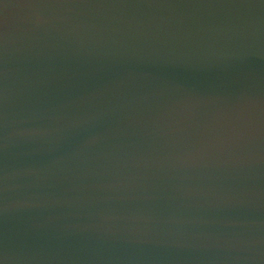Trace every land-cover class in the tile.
I'll return each mask as SVG.
<instances>
[{
    "label": "water",
    "instance_id": "1",
    "mask_svg": "<svg viewBox=\"0 0 264 264\" xmlns=\"http://www.w3.org/2000/svg\"><path fill=\"white\" fill-rule=\"evenodd\" d=\"M3 264H264V0H0Z\"/></svg>",
    "mask_w": 264,
    "mask_h": 264
},
{
    "label": "snow or ice",
    "instance_id": "2",
    "mask_svg": "<svg viewBox=\"0 0 264 264\" xmlns=\"http://www.w3.org/2000/svg\"><path fill=\"white\" fill-rule=\"evenodd\" d=\"M0 264H3V261L2 260H0Z\"/></svg>",
    "mask_w": 264,
    "mask_h": 264
}]
</instances>
